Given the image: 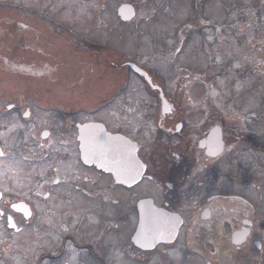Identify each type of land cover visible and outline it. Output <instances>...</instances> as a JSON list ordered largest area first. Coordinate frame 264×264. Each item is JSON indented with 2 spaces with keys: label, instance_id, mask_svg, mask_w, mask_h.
Masks as SVG:
<instances>
[{
  "label": "flooded vegetation",
  "instance_id": "1",
  "mask_svg": "<svg viewBox=\"0 0 264 264\" xmlns=\"http://www.w3.org/2000/svg\"><path fill=\"white\" fill-rule=\"evenodd\" d=\"M31 33L27 73L9 76L46 85L0 80V240L20 263L40 247L45 264H264L263 106L246 123L209 83L177 88L180 42L158 53L175 83L152 69L161 90L131 89L115 85L118 57L129 74L121 49L97 42L79 73L59 74ZM4 50L0 71L14 64ZM88 125L123 142L117 178L84 161ZM154 233L172 240L149 248Z\"/></svg>",
  "mask_w": 264,
  "mask_h": 264
},
{
  "label": "rangeland",
  "instance_id": "2",
  "mask_svg": "<svg viewBox=\"0 0 264 264\" xmlns=\"http://www.w3.org/2000/svg\"><path fill=\"white\" fill-rule=\"evenodd\" d=\"M15 2L26 5L24 9L32 8L36 13L50 15L52 19L73 26L77 33H82L93 40L102 39L105 36L103 33L110 32L111 38L107 42L111 45L120 42L127 46L126 57L140 66L147 63V58L154 47H160L167 42L172 44L173 41L170 40H173L179 27L195 25L196 28L191 29L187 35L191 42L183 56L179 58V62L187 67L192 75L202 76L218 90L225 99L228 109L238 110L244 122H252L253 111L264 107V0H140L139 16L145 17L144 12L148 9L157 10L150 12V14L157 12V15L152 21H144L138 27L124 29L119 33L117 28L95 29L85 20H79L82 12L89 13L88 10L98 6L99 2L96 0H15ZM108 4L105 13L116 5L113 3L111 7V4ZM0 8L4 7L0 4ZM0 13V26L3 27L0 29V41L4 42L5 48L2 54L8 58L27 60L26 52L15 47L22 44L25 48H32V42L27 39L33 37L19 28L16 34L15 28L18 23L30 27L31 23L36 25L37 22L31 18L30 23L27 17L22 19L20 14L10 11L1 10ZM92 14L95 15V11ZM24 15L30 16L26 13ZM114 23L112 20L111 24ZM33 28L39 31L40 35L49 34L46 27ZM51 34H49L51 39L42 36L38 43L41 40L54 41ZM55 36L67 40L69 44L74 43L67 35ZM61 48L55 46L57 58L62 56ZM169 72L173 74L172 66ZM73 73H78L76 68L73 69ZM169 78L172 79V75ZM129 82L131 86L138 85L133 79ZM30 84L32 86L35 82L29 80L28 86ZM41 86L40 82L37 87L40 89ZM196 87L202 89L199 85ZM4 250L5 245L0 247V264H13V255L5 253ZM7 250L9 252L12 248L8 247ZM32 253H35L33 249Z\"/></svg>",
  "mask_w": 264,
  "mask_h": 264
},
{
  "label": "snow or ice",
  "instance_id": "3",
  "mask_svg": "<svg viewBox=\"0 0 264 264\" xmlns=\"http://www.w3.org/2000/svg\"><path fill=\"white\" fill-rule=\"evenodd\" d=\"M8 222H9V224H10L11 227H13V228L16 227V225L11 222V217L8 218Z\"/></svg>",
  "mask_w": 264,
  "mask_h": 264
}]
</instances>
